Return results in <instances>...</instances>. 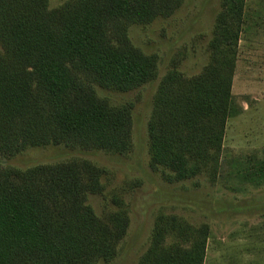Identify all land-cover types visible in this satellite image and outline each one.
<instances>
[{"label":"trees","instance_id":"trees-1","mask_svg":"<svg viewBox=\"0 0 264 264\" xmlns=\"http://www.w3.org/2000/svg\"><path fill=\"white\" fill-rule=\"evenodd\" d=\"M186 0H0V153L61 146L124 155L133 148L128 93L157 78L159 57L135 46L134 25L169 18ZM247 0H221L200 75L163 77L148 124L150 167L180 183L218 173L227 123L238 112L233 81ZM107 170L87 159L0 168V264H110L131 218L123 202L99 215ZM264 180V164L255 177ZM258 183V184H259ZM210 226L157 215L138 264H205Z\"/></svg>","mask_w":264,"mask_h":264},{"label":"rangeland","instance_id":"rangeland-1","mask_svg":"<svg viewBox=\"0 0 264 264\" xmlns=\"http://www.w3.org/2000/svg\"><path fill=\"white\" fill-rule=\"evenodd\" d=\"M67 1L50 0V8ZM220 10L221 0H186L169 18L132 26L133 44L159 57L157 78L128 93L97 88L115 105H135L129 153L64 145L28 148L15 157L0 153V168L87 159L107 170L104 193L90 195L89 204L102 215L120 201L131 218L118 256L110 264L139 263L160 213L179 215L197 227L210 226L205 264H264V180L253 178L264 164V0H247L249 21L241 36L232 89L238 115L227 123L216 176L170 183L165 179L168 170L150 167L148 124L160 83L173 65L188 77L203 72L210 62L209 44Z\"/></svg>","mask_w":264,"mask_h":264}]
</instances>
